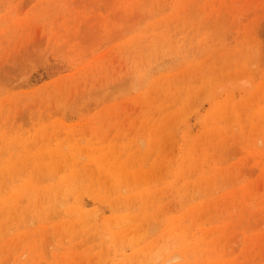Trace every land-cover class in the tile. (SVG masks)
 Instances as JSON below:
<instances>
[{
  "label": "rangeland",
  "instance_id": "1",
  "mask_svg": "<svg viewBox=\"0 0 264 264\" xmlns=\"http://www.w3.org/2000/svg\"><path fill=\"white\" fill-rule=\"evenodd\" d=\"M0 264H264V0H0Z\"/></svg>",
  "mask_w": 264,
  "mask_h": 264
},
{
  "label": "bare ground",
  "instance_id": "2",
  "mask_svg": "<svg viewBox=\"0 0 264 264\" xmlns=\"http://www.w3.org/2000/svg\"><path fill=\"white\" fill-rule=\"evenodd\" d=\"M228 107H229V106H228ZM240 109H241V108H240ZM241 110H242V109H241ZM131 164H132V163H131ZM112 166H113V165H112ZM114 169H115V168H114ZM109 170H110V169H109ZM110 171H111V170H110ZM72 173H73V172H72ZM73 174H74V173H73ZM75 175H76V174H75ZM77 175H78V174H77ZM78 177H79V176H78ZM70 178H71V177H70ZM127 178H128V177H127ZM72 180H73V179H72ZM65 181H66V180H65ZM70 181H71V180H70ZM73 181H74V180H73ZM78 181H79V180H78ZM74 183H75V181H74ZM43 199H45V198L43 197ZM179 229H180V228H179ZM183 231H184V230H183ZM183 231H182V232H183ZM182 232H181V233H182ZM184 235H185V234H184ZM178 237H179V236H178Z\"/></svg>",
  "mask_w": 264,
  "mask_h": 264
}]
</instances>
